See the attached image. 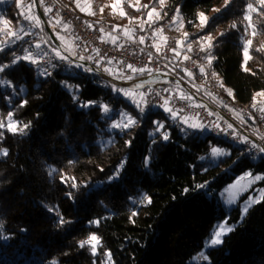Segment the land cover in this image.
<instances>
[{"label":"trees","instance_id":"16d2710c","mask_svg":"<svg viewBox=\"0 0 264 264\" xmlns=\"http://www.w3.org/2000/svg\"><path fill=\"white\" fill-rule=\"evenodd\" d=\"M248 4L255 10L250 16L252 44L247 45L251 59L245 62L241 37ZM153 7L168 14L179 8L188 30L199 22L197 13L204 12L208 25L189 33L187 44L198 43L200 36L215 37L211 66L206 51L201 66L216 73L213 79L231 89L236 102L253 107L257 93L264 91V51L260 50L264 48V5L258 0H229L227 5L225 0H165L161 7L157 0H138V6L133 7L126 1L119 21L103 20L117 27L121 23L145 26ZM42 13L50 22L46 11ZM93 13L85 16L91 23ZM0 17L14 29L26 23L34 27L21 40L0 48V63H11L13 53L24 55L28 48L31 59H38L39 67L52 74L41 75L37 64L24 60L0 73V81L5 82L0 83V264H190L214 227L225 220L234 228L221 244L207 250L210 264H264V196L242 220L239 206L226 213L217 196L219 188L236 173L264 172V159L241 155L240 147L209 133L188 129L190 134L185 136L159 106L145 111L139 126L126 134L110 131L118 116L109 119L101 107L78 106L62 84L73 86L79 101H100L139 120L138 109L112 90L113 83L86 71L84 65L64 64L57 70L42 65V55L55 44L40 20L35 0H3ZM182 56L175 57V63ZM102 70L110 76L120 74L110 63ZM185 70L173 67L174 74L188 83L192 76ZM25 100L27 103L19 107ZM9 112H13L11 119ZM154 121L164 124L160 132H154ZM10 123L16 131L9 129ZM29 123L21 133L19 129ZM165 130L169 141L162 139ZM150 132H154L155 143ZM129 140L130 145L126 144ZM215 145L227 148L230 155L211 163L207 158ZM121 162L125 163L119 179L101 183ZM72 178L76 189L71 188ZM205 182L207 188L195 187ZM56 208L72 223L58 226ZM90 221L99 224L90 225ZM93 233L99 237L95 252L91 244L79 247V242Z\"/></svg>","mask_w":264,"mask_h":264},{"label":"built area","instance_id":"2783aa9c","mask_svg":"<svg viewBox=\"0 0 264 264\" xmlns=\"http://www.w3.org/2000/svg\"><path fill=\"white\" fill-rule=\"evenodd\" d=\"M20 1L29 2L31 0ZM36 1L41 11H46L51 20L50 23L57 24L55 21H60L67 26V40L72 45V50L69 51L61 45L59 50L64 54L76 58L81 55L85 57L92 56L94 59L85 60L94 67L102 69L110 63L122 75L136 74L132 72L131 68L127 67L132 65L136 69L144 68L143 74L148 72V75L156 73L161 76L160 78L144 81L137 80V83L125 86L137 90L134 86L141 85L139 89L144 94L143 100L148 102L145 105V111L158 107V105L164 103V99H168L167 106L174 110H181L178 112L180 117L195 120L198 124L202 122L219 123L221 127H225L226 123H231L238 133L246 135L250 140L264 146V139H261L264 137V112L260 111L264 108L257 106L249 108L240 105L228 94L227 87L224 84L221 87V83L213 79L212 72L207 67H204L205 71L201 73L198 67L195 66V62L200 64L203 57V51H201L198 43L190 42L192 50L189 51L188 49V51L191 58L181 59L178 63H175V56L171 51L172 48H176V33L172 30L170 21L173 14L162 18H153L145 26L135 25L130 33L126 35L121 27H117L112 22H89L81 11L75 7L77 0H66L67 2L63 0ZM57 28L56 26L55 29ZM108 33L114 34L113 39L105 36ZM140 36L145 37L143 43L139 42ZM157 41H160L159 46L155 45ZM72 52H75L76 55H72ZM149 54H151V58ZM70 60L73 61L71 58ZM96 60H99V63H96ZM41 63L44 67L52 64L58 66L68 64L67 62L58 61L52 52H47L42 57ZM174 66L193 73L192 80L185 83L207 102L199 100L198 97L187 92L179 81L169 77L170 74H174ZM57 68L53 69L57 70ZM141 75L138 74L133 79H137ZM166 88L169 89L168 92L164 91ZM182 97L188 98L182 99ZM152 105L157 106L153 107ZM209 112H212L213 115H208ZM204 130L217 138L240 147L241 155L252 158L255 156L254 159H264L261 154L255 153V151H253V155H249L248 146L238 142L231 136H225L224 133L217 134L211 129Z\"/></svg>","mask_w":264,"mask_h":264},{"label":"snow or ice","instance_id":"6c2138e0","mask_svg":"<svg viewBox=\"0 0 264 264\" xmlns=\"http://www.w3.org/2000/svg\"><path fill=\"white\" fill-rule=\"evenodd\" d=\"M157 2L160 4L161 7H163L164 3H165V0H157ZM229 2V0H225V4L227 5ZM259 3L261 5H264V0H259ZM116 5L114 4L113 5V8H115ZM142 7H145L147 8L148 5H143ZM252 4H248V8L249 9H252ZM50 10V9H49ZM83 11V9H81ZM101 11H103V9H101ZM215 11L217 13H219L221 10L220 9H215ZM156 12V8L153 7L151 9V11L148 13L149 17L152 16L153 13ZM123 14V13H122ZM165 15H167L165 13ZM197 17L200 21L199 25H198V29L202 30L204 29L208 23H209V18L205 15L204 12H199L197 13ZM26 19H29V17H25ZM170 21L171 23H178L180 25V27H183V18L182 16L180 15V9L177 8L176 9V15L171 17L170 18ZM5 23H7V21H5ZM189 23H192V21H189ZM39 25V21H36V26ZM232 28H235L236 25L235 23H233L231 25ZM102 30V29H101ZM7 36L11 37V36H14L15 34L11 31H8L5 33ZM27 34V33H26ZM221 36L225 35V33H221L220 34ZM253 35H255V32L253 33ZM183 36L185 37V39H187V37L189 36V33L187 32H184L183 33ZM243 39V37H241ZM16 39H21L19 36H16ZM60 39L62 40L63 38L60 37ZM144 39L145 37L144 36H140L139 37V42L140 43H143L144 42ZM216 38L213 37L211 34H208L206 36H200L199 37V40L197 41L200 45V49L201 51H206L208 52V56L206 57L207 60H208V65L211 66V63H212V60L214 59V57L211 55V49L212 47L214 46L213 45V41L215 40ZM9 43H15V40H12V41H5L4 42V45L7 46ZM26 44L28 43L27 41L25 42ZM205 43L207 45V47H205ZM252 44V41L251 40H247L246 41V45H251ZM35 47H40L39 44H36ZM52 47V52L54 53V56L55 58L58 60V61H63V62H67L68 64H72L73 61L70 60L69 56L67 55H64L61 53V51L59 50L58 47H55V46H51ZM189 51L192 50V44L189 43L187 45ZM2 50V49H0ZM262 51H264V48L260 49ZM157 51H159V49H157ZM172 52H175L176 55L178 56L179 55V52H177V50L175 48H172L171 49ZM24 52L25 54L24 55H15V53H13V59L11 61V63H0V73H4L6 71V69L12 67L13 65L17 64L18 62L24 60V61H30L31 64H37V61L34 60V59H31L32 57V53L29 51L28 48H25L24 49ZM72 55H76L75 52H72ZM149 57L151 58V54H149ZM244 57H245V62L248 60V59H251V57H249L248 55V47L245 46L244 47ZM185 59H189L188 56H185L184 57ZM79 59L80 60H85V59H88V60H92L94 59L92 56H79ZM96 63H99V60H96L95 61ZM53 68H56L58 67L57 64H52L51 65ZM78 67H84L83 65H77ZM127 67L131 68L132 69V72L133 73H138V74H143L145 69L144 68H140V69H136L134 67H132V65H128ZM37 72H39L41 75H44V76H51V72L48 71L47 68H41L39 66H37ZM86 71H92L91 68H86L85 69ZM249 69L245 68V71H248ZM187 71V70H185ZM199 71L201 73H203L205 71V68L204 66H201L199 68ZM188 76L191 77L193 75V73L191 71H188L187 72ZM212 76H216V73L215 72H212ZM119 78H123V79H127V80H132L133 79V76H127V77H119ZM0 83H5L3 81H0ZM178 83V82H177ZM63 87H65L66 89H68L70 92H72V95H73V102L74 103H77L78 106L80 107H83L85 109L89 108L90 106H98V107H101L102 109V112L109 118L111 119L112 116H118L119 119L118 120H114L112 125H111V128H110V131L112 129H117L119 130V133L120 135H124L126 134V130H131V129H134L135 127L139 126L141 120L143 119L144 117V113H145V105L148 103L146 100H137L135 99L134 97H132L131 93L133 91V89H130V88H123V87H117L116 85H111L112 87V90L116 93H120L122 94L125 98L129 99V102L131 104H133L135 106L136 109H138L139 111V114H140V119L138 120L136 117L132 116L129 112L125 111L124 109H120L119 111L115 110V109H111L109 108V106L107 104H102L100 101H87V102H83V101H79V96H78V92L76 91H73V86L71 85H68L66 82L62 84ZM78 88V86H76ZM141 87L140 84H137L134 86L135 89H139ZM221 87H223V85L221 84ZM21 92H23V88H21L20 90ZM165 92H168L169 89H164ZM227 92L228 94L231 96L232 95V91L231 89H227ZM15 95V92L13 93ZM141 97L144 96L143 93L140 94ZM257 95L259 96H264V91H261L259 93H257ZM184 98H188V97H182V99ZM170 99V97H169ZM9 104H11V100L8 101ZM27 103V101H22V103L19 105V107H23L25 104ZM168 105V99H164V103L161 104V105H158L159 107L163 108V110L167 113L170 114V119L174 122L175 126H178L180 127V130L181 132L187 136L189 135V131L188 129H192V130H200V129H211L213 131H215L217 134H220V133H224L225 136H231L233 137L235 140H237L238 142L240 143H244L248 146V154L249 155H253V151H255V153H258V154H261V157L264 158V146H261L259 144H257L256 142L252 141L249 139L248 136L246 135H242L241 133H238L234 128H233V125L231 123H226V126L225 127H221L219 123H213V122H207V123H199V124H196V123H191L188 119L184 118V117H180L178 116V112L181 111L179 109L177 110H174L172 108H169L167 107ZM153 107L157 106V105H152ZM255 107V105H253ZM261 112H264V109H260ZM208 115H213L212 112H209ZM13 116V112H9L8 113V117L9 119H11ZM19 123H22V122H19ZM155 124V130L154 132H160L161 129L164 128V124L162 122H157V121H154L153 122ZM0 127H3V124H0ZM9 129L12 130V131H16V127H15V124L13 123H10L8 125ZM30 127V123L29 124H23V127L19 129V131L21 133H24L25 129H28ZM231 130V131H229ZM154 132H150L149 135L153 137V142L155 143V136H154ZM0 135H2V133H0ZM162 139L164 141H169L170 139V134L167 130H165L163 133H162ZM261 139H264V137H262ZM126 144L130 145L131 144V140L127 141ZM210 152H211V155L214 156V157H226V156H229L230 153L220 147H217V146H212L211 149H210ZM5 154H6V150H5ZM253 158H255V156H253ZM200 159H204V157H201ZM124 163L125 162H121L120 166L117 168L116 172L113 173V175L109 176L108 179L106 181H103L101 183H112L114 180H118L119 179V176H120V173L121 171L123 170L124 168ZM147 164H148V161L146 159V162H145V166L147 167ZM101 171H103V169H101ZM248 176H253V173L252 172H245L244 173V177H248ZM244 177H241L240 179H243ZM73 179V182L71 183V188L72 189H76L78 187V185L74 182V178ZM61 180L62 182H64L65 178L64 177H61ZM254 180H264V176H261V175H256L254 176ZM195 187L197 189H205L208 187V183L205 182L204 184H197L195 185ZM189 191L188 188H185L184 189V193H187ZM262 192H264V189L261 190ZM68 196L69 198L72 197V193L69 192L68 193ZM148 203H151V199L149 198L148 200ZM228 203H232V200L230 199L228 201ZM253 203H260V198H257L255 201H252L251 198L245 202L244 206H243V211H242V216H241V220L244 218V215L247 214V212L249 211L251 205ZM47 207V206H45ZM50 211H52V209H49ZM55 212L57 213V225L58 226H64L66 224H70L72 223V221L70 220H65L63 218V216L59 215V209L56 208L55 209ZM133 215H135V213H133ZM89 224H99V221H90ZM227 225V220H225L224 223L222 224H219L216 226L217 230L214 232L213 234V238L210 240V243L209 242H206V245L207 246H212V245H219L222 243V239L221 237H223L226 233V231L230 232L233 230L234 226L232 228H228L226 227ZM2 221H0V228H2ZM99 243V237L93 233L89 236V238L85 241H80L79 242V247L83 248L85 246V244H91L93 245V252H95V244Z\"/></svg>","mask_w":264,"mask_h":264},{"label":"rangeland","instance_id":"374dc122","mask_svg":"<svg viewBox=\"0 0 264 264\" xmlns=\"http://www.w3.org/2000/svg\"><path fill=\"white\" fill-rule=\"evenodd\" d=\"M63 1H66V0H63ZM126 1L128 3H130L133 7L138 6V0H77L76 3H75V7L79 11H81V13L84 16H87V14L90 13V12H94L93 16L95 18L93 19V22L105 21V20H103L104 17L106 18V20H109V21L113 20V19L119 21L122 18L123 14H124V10L122 8V4H123V2H126ZM2 2H3V0H0V4ZM114 4L116 5L115 8H113ZM258 4L260 5L259 0H258ZM81 9H83V11ZM101 9H103V11H101ZM254 10H255V7H252V9H249L247 7V11L245 13V33L242 36L243 37L242 41H244V46H247L246 45V41L250 40V38L252 36V24H251L250 16H251V13ZM165 13L167 15H165ZM170 14H173V16H175L176 15V11L168 14L167 10H165L164 12H162L161 10H156V12L153 13L151 17H149V15L147 16L149 18L148 22L151 19H153V18H162L163 16H169ZM40 20H41V18H40ZM5 21L6 20L3 19V17H0V48L5 46L4 45L5 41L15 40V42H17V41H19L21 39H16V36H19L21 38L22 36L24 37L25 35H28L31 32H33V28L34 27L30 26L28 23H26L25 25L22 24V26H20L18 29H14L9 24V22L5 23ZM48 23H50V22H48ZM199 23H200V21L197 22L194 25V28L192 30H188L184 25H183V27H180V25L178 23H174V24L172 23V26H173L172 30H174V32L176 33V48L175 49L177 50V52H179V54L183 55L182 59H185L184 57L188 56V55H189L188 57L191 58V56L189 54V51L186 49V48H188L187 47L188 44H187V41H186L185 37L183 36V33L187 32V33H190V34H195L198 31ZM136 25H140V24L137 23ZM49 26H50L51 30L53 31V33H56L54 31H57L58 28L57 29H55V28H56V26L58 27V25L54 24V23H50ZM132 26L133 25H131V27ZM118 27H121L122 29L123 28H125V29L126 28H129V29L131 28L130 26L122 24V23ZM8 31L13 32L15 35L11 36V37L7 36L5 33L8 32ZM57 33H58V31H57ZM59 37H61V36H59ZM9 44H11V43H9ZM35 44H37V43H35ZM155 45H156V42H155ZM67 50L71 51L72 48L71 49L67 48ZM47 52H52V49L48 50ZM46 53L43 54L42 57L44 55H46ZM174 56L177 57L175 52H174ZM35 60L38 61V59H35ZM198 65L201 66L202 63L198 64L197 62H195V66L198 67ZM37 66H39L38 62H37ZM102 71L104 72V70H102ZM104 73H106V72H104ZM136 74L138 75V73H136ZM118 75H119L118 77L117 76H114V77H116V78L127 77V76H133L134 74L132 75V73H131L130 75H122V74H118ZM145 75H148V72H146L145 74H142L141 76H145ZM178 78L180 79V77H178ZM119 79H123V78H119ZM123 88H127V87L124 86ZM141 93H142V90L141 89H137V90H133L131 94L135 95L134 96L135 99L141 100V99H143V97H141V95H140ZM256 98H255V102L256 103L254 105L257 106V107L264 108V96L257 95ZM189 121L191 123L198 124L195 120L191 119ZM197 131L201 132L202 134L207 133L206 130H204V129H200V130H197ZM215 146L220 147V148L228 151L227 148H224L222 146H219V145H215ZM219 158L220 157L212 156L211 152H210L207 160L210 161L211 163H215ZM228 169L229 168H226L225 170H228ZM249 171L252 172L251 170H246V171L241 172V173H236L234 178L231 181L225 182L219 188V190L217 191L218 199H219V201H220V203H221V205H222V207H223V209L225 210L226 213H229V211L233 207L239 206L240 211H241V216H242L243 206H244L246 201H248L250 198H251L252 201H255L257 198H260V200H261L262 197L264 196V192L261 191L262 189H264V180H258V181L254 180V176H256V175L264 176V172H252L253 176L244 177V173L245 172H249ZM241 177H244V178L240 179ZM243 196H245V197L241 200V198ZM230 199L232 200V203H228V201ZM254 204L255 203H253L251 205V207ZM222 223H224V222H220L217 225L222 224ZM216 226L214 227L213 231L211 232V235L206 239L205 245L203 246V248L197 254L193 255V257L189 260L190 264H210L208 256H207V250L209 248L217 246V245H212V246L209 247V246L206 245V242L210 243V240L213 238L214 232L217 230ZM226 227L232 228L233 225L227 224ZM228 233L229 232L226 231L225 235H227ZM223 237H221V239H223ZM12 264H14V263H12ZM23 264H32V263L29 262V261H25Z\"/></svg>","mask_w":264,"mask_h":264},{"label":"water","instance_id":"95a60500","mask_svg":"<svg viewBox=\"0 0 264 264\" xmlns=\"http://www.w3.org/2000/svg\"><path fill=\"white\" fill-rule=\"evenodd\" d=\"M36 7H37V10H38L39 16L41 18V21L44 24V26L46 27L50 37L52 38L53 43L55 44V46H57L60 49L61 48V44H60L59 40L56 38V36L54 35L53 31L51 30V28L49 26V23L44 18V15H43V13H42L37 1H36ZM70 58L74 61V63L80 64V65H84V66H86L88 68H91L92 71H94L97 74L101 75L102 77L106 78L111 83H113L115 85H118V86H121V87L135 84V83H137L136 82L137 80L144 81V80H147V79L160 78L161 77L160 75H158L156 73H153V74L141 76V77H139L137 79H132V80L119 79V78H116L114 76H110L107 73H104L101 69H98V68L94 67L92 64H90L87 60H80L79 58H76L74 56H70ZM169 77L174 79V80L179 81L187 92H189L190 94L198 97L199 100L207 102L204 98H201L200 96H198L194 90H192L185 82H183L181 79H179L174 74H170ZM122 82H127V84H123Z\"/></svg>","mask_w":264,"mask_h":264},{"label":"crops","instance_id":"0c3cea01","mask_svg":"<svg viewBox=\"0 0 264 264\" xmlns=\"http://www.w3.org/2000/svg\"><path fill=\"white\" fill-rule=\"evenodd\" d=\"M57 31H58V33H57ZM57 31H54V32H56L55 34H57L58 35V37L59 36H61L63 39L61 40L60 39V44L65 48V49H71L72 48V46H71V44L69 43V41L67 40V33H68V28H67V26L66 25H64V24H60V25H58V29H57ZM123 31H124V33L126 34V35H128L129 33H130V29L129 28H123ZM105 36L106 37H108V38H111V39H113V36H114V34H110V33H108V34H105ZM60 38V37H59ZM156 45L157 46H159L160 45V41H157L156 42Z\"/></svg>","mask_w":264,"mask_h":264},{"label":"bare ground","instance_id":"6f19581e","mask_svg":"<svg viewBox=\"0 0 264 264\" xmlns=\"http://www.w3.org/2000/svg\"><path fill=\"white\" fill-rule=\"evenodd\" d=\"M123 84H127V82H122Z\"/></svg>","mask_w":264,"mask_h":264}]
</instances>
